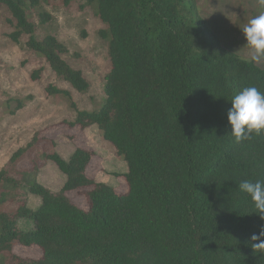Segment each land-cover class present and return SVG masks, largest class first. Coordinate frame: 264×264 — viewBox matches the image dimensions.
Listing matches in <instances>:
<instances>
[{
    "label": "trees",
    "instance_id": "obj_1",
    "mask_svg": "<svg viewBox=\"0 0 264 264\" xmlns=\"http://www.w3.org/2000/svg\"><path fill=\"white\" fill-rule=\"evenodd\" d=\"M71 1L0 0V8L12 18L11 40L27 36L25 45L59 79L85 92L82 72L62 57L66 47L51 34L36 38L29 19L41 4ZM85 2L108 44L104 98L99 108L84 110L67 90L48 84L46 92L67 98L74 118L64 125L95 126L111 143L127 164L112 175L125 189L88 177L94 152L74 145L66 159L43 154L65 176L51 191L38 182V167L17 168L30 159L34 136L0 169V204L19 190L40 199L35 209L22 201L0 211V264H8L5 253L10 264H264V254L252 248L258 241L250 239L264 220L239 189L243 180L264 179V135L236 143L227 121L242 88L264 92V67L224 47L196 0ZM50 18L38 13L40 24ZM81 188H90L86 209L67 195ZM19 219L33 221V228L20 229ZM14 245L35 247L40 257H20Z\"/></svg>",
    "mask_w": 264,
    "mask_h": 264
},
{
    "label": "rangeland",
    "instance_id": "obj_2",
    "mask_svg": "<svg viewBox=\"0 0 264 264\" xmlns=\"http://www.w3.org/2000/svg\"><path fill=\"white\" fill-rule=\"evenodd\" d=\"M196 11L206 21L224 47L249 59V49L242 33L249 19L258 15L261 9L256 0H196ZM46 12L50 19L39 23L38 13ZM29 19L35 25V37L54 35L67 49L62 55L65 61L82 72L89 86L85 92L74 90L67 82L59 79L50 69L45 59L28 49L27 36L14 42L8 36L12 31V20L8 11L0 8V169L9 161L10 156L20 147H24L34 136L37 137L31 149L28 162L17 168L38 167L37 179L51 191H58L65 176L56 164L44 157V153L58 152L68 158L79 145L94 152L86 173L96 182L117 181L124 191L121 177L112 180L113 172H126L127 164L114 153L111 143L104 140L95 128H68L63 121L74 118L67 98L62 95H50L46 92L48 84L67 90L78 108L92 110L100 107L104 98V76L109 70L107 41L98 31L103 24L95 14L94 7L85 0H72L68 5L60 2L41 4L29 12ZM264 67V62L258 64ZM38 72L34 78L33 74ZM16 99L23 104L17 108ZM45 137V138H44ZM46 139V140H43ZM17 170V169H16ZM14 176V173H12ZM110 177V178H109ZM109 182V181H107ZM117 186V187H118ZM119 188V189H120ZM90 188H81L68 192L73 203L86 209L85 193ZM0 211H14L22 201L32 209L40 204V199L19 190L11 194ZM20 229L33 228L34 222L19 219ZM12 253L25 259H37L40 251L35 247L24 248L14 245ZM10 264L9 254H4Z\"/></svg>",
    "mask_w": 264,
    "mask_h": 264
},
{
    "label": "clouds",
    "instance_id": "obj_3",
    "mask_svg": "<svg viewBox=\"0 0 264 264\" xmlns=\"http://www.w3.org/2000/svg\"><path fill=\"white\" fill-rule=\"evenodd\" d=\"M264 9V0H256ZM249 49V62H264V11H260L242 28ZM227 121L231 126V136L236 143L248 140L255 135H264V92L255 86H246L231 99V107L227 112ZM241 192L250 197L256 212L264 220V179L243 180L239 184ZM253 251L264 254V225L259 233L253 234Z\"/></svg>",
    "mask_w": 264,
    "mask_h": 264
},
{
    "label": "crops",
    "instance_id": "obj_4",
    "mask_svg": "<svg viewBox=\"0 0 264 264\" xmlns=\"http://www.w3.org/2000/svg\"><path fill=\"white\" fill-rule=\"evenodd\" d=\"M91 128H94V126H89L87 127V129H91ZM96 128V127H95ZM97 129V128H96ZM66 159V158H65ZM112 176V175H111ZM110 178V177H109ZM112 180H114V176H112ZM109 181V182H107ZM107 181H101L102 183H105V184H108L110 186H117V181H111V179L107 180Z\"/></svg>",
    "mask_w": 264,
    "mask_h": 264
}]
</instances>
